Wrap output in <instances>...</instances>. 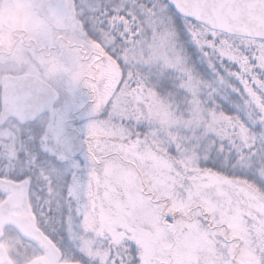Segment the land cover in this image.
<instances>
[{
	"label": "snow or ice",
	"instance_id": "obj_1",
	"mask_svg": "<svg viewBox=\"0 0 264 264\" xmlns=\"http://www.w3.org/2000/svg\"><path fill=\"white\" fill-rule=\"evenodd\" d=\"M0 264H264V0H0Z\"/></svg>",
	"mask_w": 264,
	"mask_h": 264
}]
</instances>
